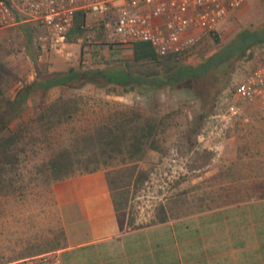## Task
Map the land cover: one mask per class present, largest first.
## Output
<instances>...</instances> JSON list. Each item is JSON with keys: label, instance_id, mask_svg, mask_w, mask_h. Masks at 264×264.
Segmentation results:
<instances>
[{"label": "rangeland", "instance_id": "obj_1", "mask_svg": "<svg viewBox=\"0 0 264 264\" xmlns=\"http://www.w3.org/2000/svg\"><path fill=\"white\" fill-rule=\"evenodd\" d=\"M87 22L77 40H70L72 43L63 46L61 51L46 52H42L37 41L43 29L24 23L31 39L28 59L23 48L26 38L19 26L4 29L6 32L0 38V92L10 94L20 81L29 80L34 72L31 55L42 67L57 71L78 66L81 57L82 65L87 68L120 64L131 57L130 46L117 44L120 41L111 33L110 26H105L99 34L100 21L87 16ZM263 23L264 0H246L220 23L218 41L204 40L195 54L182 62L195 65L230 42L239 30L261 28ZM70 33L68 41L73 36ZM263 54L264 43L256 44L234 63L225 84L219 90L217 86L212 93L207 115L201 120L195 118L203 111L202 99L183 85L142 92L89 83L75 90L77 104L71 107L77 112L73 118L50 132H45L32 114L28 115L25 121L31 120L28 123L32 136L28 137L26 152L21 154L17 168L0 176V264H21L22 258H18L29 251L30 246L33 249L61 243L62 229L57 217L51 214L53 204L50 203L51 185L60 180L49 179L41 170L42 163L63 145L68 146L73 157L82 155L88 143L75 140L76 133L94 123L131 117L133 112L128 111L127 106L162 120L157 136L158 150L148 149L143 158L135 162L117 158L100 169L105 173L109 190L115 191L116 200L119 194L121 216L127 227L157 222L163 215L161 206L165 207L169 199L209 196L212 190L209 189V170L220 151L239 153L235 161H230L229 176L247 177V195L264 197V101L247 105L241 115L228 121L222 118L233 83L252 70ZM61 61L66 65H59ZM143 68L158 67L148 64ZM60 94L67 93L62 88L51 91V97ZM233 135L237 136L236 140L221 143ZM79 171L82 170L76 172Z\"/></svg>", "mask_w": 264, "mask_h": 264}, {"label": "crops", "instance_id": "obj_2", "mask_svg": "<svg viewBox=\"0 0 264 264\" xmlns=\"http://www.w3.org/2000/svg\"><path fill=\"white\" fill-rule=\"evenodd\" d=\"M14 26L29 35L24 22ZM5 32L0 30V38ZM77 39L71 36L67 45ZM23 48L28 59L26 43ZM33 77L34 72L28 81ZM238 154L216 153L209 196L169 199L165 220L132 228L115 209L103 170L57 181L50 203L63 232L61 243L30 246L18 259L56 250L61 264H264V197L247 195V177L229 176L230 161Z\"/></svg>", "mask_w": 264, "mask_h": 264}, {"label": "trees", "instance_id": "obj_3", "mask_svg": "<svg viewBox=\"0 0 264 264\" xmlns=\"http://www.w3.org/2000/svg\"><path fill=\"white\" fill-rule=\"evenodd\" d=\"M85 15L77 11L74 15L70 32L73 37L81 36L85 31ZM105 28L104 21L99 23V34ZM69 32V33H70ZM218 41V37L215 39ZM31 42L26 37L27 48ZM264 43V23L261 28L241 29L228 43L204 58L195 65L183 63V58L160 57L146 41H136L130 45L132 55L120 64H107L103 67L87 68L82 65L66 70H49L42 67L37 58L31 55L34 65V77L20 81L14 92H0V176L7 170L17 168L26 152L30 134L29 123L25 118L32 114L45 132H50L68 122L77 111L71 105L77 104L75 90L87 84L97 87L107 85L120 86L123 89H139L142 92H156L163 88L185 86L191 88L198 98L202 99V113L196 120L207 115L212 93L219 90L231 73L234 63L241 59L245 52L256 44ZM123 44V43H117ZM94 52V51H93ZM154 65L157 69L143 68ZM85 67V68H84ZM62 88L67 93L51 97V90ZM133 115L115 117L111 122H99L78 131L75 140L88 143L82 155L73 157L67 145L46 162L42 163L43 172L51 180H62L79 173L100 170L114 159L123 162H135L143 158L148 149L158 150V134L162 120L158 116L143 113L127 106ZM29 122V123H28ZM78 170H82L76 172ZM115 209L121 210L122 204L117 200L115 191L111 190ZM163 215L158 222L165 220ZM63 232H61V236Z\"/></svg>", "mask_w": 264, "mask_h": 264}, {"label": "built area", "instance_id": "obj_4", "mask_svg": "<svg viewBox=\"0 0 264 264\" xmlns=\"http://www.w3.org/2000/svg\"><path fill=\"white\" fill-rule=\"evenodd\" d=\"M246 0H0V30L18 22L40 27L42 52L61 51L67 44L74 15L81 11L104 21L126 45L148 42L160 57L190 58L206 39L219 37L218 27ZM225 121L244 107L264 101V54L258 64L235 81L227 98ZM21 264H61L59 252L48 251L19 260Z\"/></svg>", "mask_w": 264, "mask_h": 264}]
</instances>
